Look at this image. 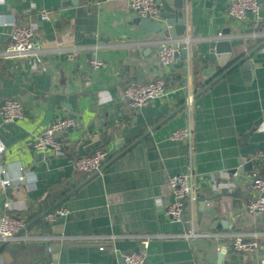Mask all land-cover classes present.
Returning <instances> with one entry per match:
<instances>
[{"label":"crops","instance_id":"0c3cea01","mask_svg":"<svg viewBox=\"0 0 264 264\" xmlns=\"http://www.w3.org/2000/svg\"><path fill=\"white\" fill-rule=\"evenodd\" d=\"M71 1L0 0V52L13 25L26 21L41 59L0 57V104L17 98L24 106L21 119L0 116L5 145L0 179L9 178L12 187L0 213L27 217L19 237L0 249V264L42 259L120 264L119 254L142 250L143 240L149 264H264V213L245 208L254 196L252 176L264 172V0H257L258 20L248 12L241 21L228 15L229 0H185V34L178 38H188L186 54L168 66L158 64L156 51L170 38H153L128 0ZM40 8L51 10L49 20L39 17ZM224 29L229 33L221 34ZM218 38L231 41L229 64L252 51L249 62L197 93L204 85V61L215 62L209 50ZM92 55L105 66L92 68ZM157 77L164 79L167 93L131 108L123 86ZM188 92L194 95L190 105ZM68 115L76 125L59 135L63 153L34 149V135ZM182 127L191 137L171 139ZM98 147L109 152L101 170L77 171L75 159ZM246 162L249 167L235 181L228 171ZM20 171L34 178L22 181ZM181 172L192 175L199 195L193 206L185 200L183 219L177 221L165 208L173 200L169 178ZM211 179L233 186L211 198ZM64 191L55 203L67 212L45 221L42 200ZM191 229L197 235H183ZM237 233L257 234V251H235Z\"/></svg>","mask_w":264,"mask_h":264},{"label":"built area","instance_id":"2783aa9c","mask_svg":"<svg viewBox=\"0 0 264 264\" xmlns=\"http://www.w3.org/2000/svg\"><path fill=\"white\" fill-rule=\"evenodd\" d=\"M128 7L134 11L139 17L156 19L160 12V5L157 0H128ZM248 12L255 15V19H259V4L257 0H229L228 15L236 20L246 18ZM39 17L42 20H49L51 10L40 8ZM188 38H177L161 41L158 44L156 57L160 66L170 65L175 58V54L179 51L178 45L187 44ZM35 35L33 26L26 21L16 22L9 34L8 41L4 49L0 52L2 58L12 59H31L32 63L41 62L37 53ZM89 64L92 68L97 69L105 66V62L92 55L89 59ZM168 89L163 78L157 77L149 82L128 81L123 86L122 96L127 104L137 109L146 101L161 98L167 93ZM192 92H188L185 97V104L190 105L192 102ZM0 116L3 121H13L21 119L24 116V106L20 99L7 98L0 104ZM76 125V118L73 116H60L53 122L47 125L42 131L34 135L33 147L36 150L51 149L55 154L63 153V144L59 135ZM171 139H189L191 131L188 127L174 129L170 134ZM5 149L3 140L0 137V156ZM109 158V152L102 147L94 149L92 152L79 156L74 161V167L77 171L85 174L97 173L101 170L104 162ZM0 173H5V169L0 165ZM19 179L29 178L34 176L31 172L20 171ZM169 186L173 195V200L166 206L167 215L177 221L183 219L186 199L189 200V205L193 206V202L199 195V188L191 174L176 173L169 178ZM11 185V180L7 177L0 179V193L7 186ZM232 183H223L216 179H211V187L214 191L222 190L223 188L232 187ZM251 190L254 194L245 208L250 214L264 213V172L254 174L251 178ZM67 212L65 207H59L55 211H49L44 214L45 221H54L58 215H63ZM193 218L188 221L191 225ZM27 217L23 213H11L3 210L0 213V243H9L19 237V233L26 227ZM184 236L197 235L192 229L183 233ZM147 246V240L142 241L143 249L137 251L123 252L119 254L120 264H149L146 258L144 248ZM232 248L240 253H255L259 248L257 234L249 236L244 233H237L232 239ZM50 251V247L47 248ZM31 264H61L52 259H42Z\"/></svg>","mask_w":264,"mask_h":264},{"label":"water","instance_id":"95a60500","mask_svg":"<svg viewBox=\"0 0 264 264\" xmlns=\"http://www.w3.org/2000/svg\"><path fill=\"white\" fill-rule=\"evenodd\" d=\"M75 5L77 4L76 0L71 1ZM160 5V12L158 14L159 20H151L149 18L138 17V21L142 25H144L149 31L153 32L154 37H167L170 39L181 37L185 34V23H184V8H185V0H171L168 2L167 0H157ZM229 33L228 29H224L221 31V34ZM179 53L176 52V56L181 54L185 57L186 48L183 43L178 45ZM210 53L214 54L215 62H211V60H205L202 67H201V74L203 75V87L197 91L204 90L208 85H210L214 80L219 78L220 76L226 74L230 71L234 66L237 64H247L249 62V55L252 51L245 53L235 62L229 64L231 60V53H232V45L231 41L228 38H218L214 41L213 46L209 50ZM247 66V65H246ZM47 77L45 85L47 86L49 83V75L51 70L49 68L46 69ZM196 93V94H197ZM194 96V95H193ZM122 152V151H121ZM40 154L37 156L38 159L40 158ZM250 165V162L244 163L240 168L230 169L228 172L234 174V180L238 178V175L242 172V170H246ZM25 178H22V181ZM236 181V180H235ZM12 187H6L5 190L0 193V208H4V203L7 197L11 196ZM219 193L216 191H212V195L210 196L213 198L217 196ZM200 204L204 205V200L202 199ZM212 214L214 213V209H209ZM227 221L223 220V226H226ZM7 243H2L0 245V249L5 246ZM221 253L219 254L218 262H220Z\"/></svg>","mask_w":264,"mask_h":264},{"label":"trees","instance_id":"16d2710c","mask_svg":"<svg viewBox=\"0 0 264 264\" xmlns=\"http://www.w3.org/2000/svg\"><path fill=\"white\" fill-rule=\"evenodd\" d=\"M198 69H195V74L197 72ZM179 78V77H178ZM198 86H202L201 84H199ZM66 193V191L62 192L60 195L58 194H55V195H47V197H45L42 201H43V207L44 208H47L48 212L49 211H55L58 206H59V203H55V201L57 200V197H60V196H64ZM31 216V215H29ZM32 217V216H31ZM30 218V217H29Z\"/></svg>","mask_w":264,"mask_h":264}]
</instances>
